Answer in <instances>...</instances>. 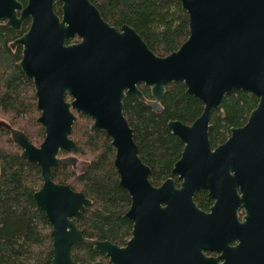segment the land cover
Listing matches in <instances>:
<instances>
[{
	"label": "water",
	"instance_id": "obj_1",
	"mask_svg": "<svg viewBox=\"0 0 264 264\" xmlns=\"http://www.w3.org/2000/svg\"><path fill=\"white\" fill-rule=\"evenodd\" d=\"M179 1L188 15V38L176 51L158 56L129 25L118 30L105 22L89 0H27L25 5L0 0V29L20 31L30 19L28 29L10 46L22 48L18 65L33 82L44 137L36 146L7 123L0 121V127L10 132L21 157L40 168L42 185L33 200L52 227L49 264H75L70 250L77 244L105 254L108 264H129L132 250L130 242L119 248L85 238L72 218L91 200L51 179L53 167L75 166L77 161L73 155L59 156L77 149L70 138L73 110L92 119L91 132L104 131L111 139L119 185L130 197L124 217L133 221V240L150 230L176 231L194 211L195 192L207 190L213 197L228 193L224 180L229 171L249 175L264 167V0ZM56 2L61 3V18L54 11ZM76 37L78 43L64 44ZM172 83L183 84L203 109L191 124L167 122L183 148L171 176L154 186L123 115V100L133 95L144 101L137 87L143 84L151 95L148 105L159 112L165 88ZM238 90L253 95L257 105L243 126L232 127L227 141L213 148L211 114L224 96Z\"/></svg>",
	"mask_w": 264,
	"mask_h": 264
},
{
	"label": "trees",
	"instance_id": "obj_2",
	"mask_svg": "<svg viewBox=\"0 0 264 264\" xmlns=\"http://www.w3.org/2000/svg\"><path fill=\"white\" fill-rule=\"evenodd\" d=\"M19 1L25 5L27 0ZM89 1L110 25L119 28L127 24L135 29L158 56L176 51L188 38V15L179 0ZM55 10L60 13L58 5ZM28 26L29 20L20 31L0 29V115L5 118L0 121L23 132L36 145L41 143L44 130L36 120L34 86L18 65L22 48L10 46ZM141 90L151 99L149 88L142 86ZM185 90L183 84L167 85L159 112L134 96L124 100V115L133 129L139 157L151 169L149 180L153 185L171 176L183 148L169 131L167 122L179 120L191 124L202 112V102ZM257 102L253 95L239 90L224 96L221 106L210 117L211 145L223 142L232 127L242 126ZM90 125L89 117L79 114L70 134L77 144L72 154L87 160L84 170L76 172L69 165L59 164L52 168L51 178L83 191L91 200V205L74 218L84 237L121 243L131 228L123 217L130 199L119 185L110 139L101 130L91 132ZM41 181L39 166L22 158L10 132L0 127V264L50 262L51 226L33 200ZM71 256L75 264H89L102 255L88 244H77L71 247Z\"/></svg>",
	"mask_w": 264,
	"mask_h": 264
},
{
	"label": "flooded vegetation",
	"instance_id": "obj_3",
	"mask_svg": "<svg viewBox=\"0 0 264 264\" xmlns=\"http://www.w3.org/2000/svg\"><path fill=\"white\" fill-rule=\"evenodd\" d=\"M56 5L59 6L60 13H57L55 10ZM54 11L61 18L60 2L55 3ZM28 20L30 24V19H27L26 21ZM124 25L127 24H123L122 26ZM122 26L119 28L115 26L112 27L120 30ZM80 40V38L76 37L74 40H65L64 44L69 45L72 43H78ZM142 86L144 85H137L145 100L140 101L135 96L134 97L136 100L149 106L148 101L151 99L144 95L141 90ZM65 100L67 102L71 101L70 96L66 95ZM73 113L75 115V120L79 114H84L74 110ZM39 114L40 112L38 111L36 120ZM89 119L92 123V119L90 117ZM229 136L230 133L223 142L216 146L225 143ZM216 146L212 147L215 148ZM72 153H66L65 155H61L60 153L59 156H75L77 158L75 166H69L76 172L83 171L87 160L79 158ZM77 162L79 163L77 164ZM173 178L174 180L177 179L176 176H173ZM162 182H160V184ZM224 184L227 187L226 192L228 193L223 196H210L209 192L203 189L195 192L193 196L194 211L191 213L188 220L180 221V223L177 224L179 228H177L176 231L150 230L145 232L144 236L136 237L134 240L133 221L124 217L130 208L131 202H129V206L123 215V217L130 222L131 228L129 235L121 243L110 240L101 241H109L119 248L128 246V243L130 242L129 247H131L132 250L129 256V264H264V167L255 169V172L249 175L242 173L237 174V172L235 173V171L231 170L224 180ZM176 186H179V181ZM229 188H231L236 195H230L229 193L231 192ZM74 218L75 217L72 218L73 221ZM99 254L102 256L92 262L99 261L108 264V258L106 255L103 253Z\"/></svg>",
	"mask_w": 264,
	"mask_h": 264
},
{
	"label": "rangeland",
	"instance_id": "obj_4",
	"mask_svg": "<svg viewBox=\"0 0 264 264\" xmlns=\"http://www.w3.org/2000/svg\"><path fill=\"white\" fill-rule=\"evenodd\" d=\"M0 120H5V118H4L3 116L0 115ZM39 144H40V143H39ZM39 144H36V146L39 145ZM78 163H79V162H77V164H78Z\"/></svg>",
	"mask_w": 264,
	"mask_h": 264
}]
</instances>
